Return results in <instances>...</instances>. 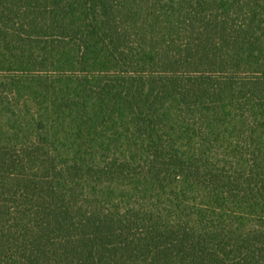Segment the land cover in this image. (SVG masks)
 Wrapping results in <instances>:
<instances>
[{
	"label": "trees",
	"instance_id": "16d2710c",
	"mask_svg": "<svg viewBox=\"0 0 264 264\" xmlns=\"http://www.w3.org/2000/svg\"><path fill=\"white\" fill-rule=\"evenodd\" d=\"M0 264H264V0H0Z\"/></svg>",
	"mask_w": 264,
	"mask_h": 264
}]
</instances>
